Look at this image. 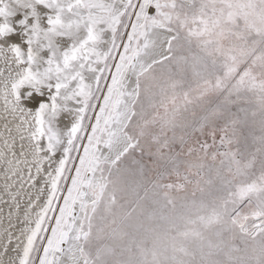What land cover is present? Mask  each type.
Instances as JSON below:
<instances>
[{
    "label": "snow or ice",
    "instance_id": "6c2138e0",
    "mask_svg": "<svg viewBox=\"0 0 264 264\" xmlns=\"http://www.w3.org/2000/svg\"><path fill=\"white\" fill-rule=\"evenodd\" d=\"M0 264H264V0H0Z\"/></svg>",
    "mask_w": 264,
    "mask_h": 264
}]
</instances>
